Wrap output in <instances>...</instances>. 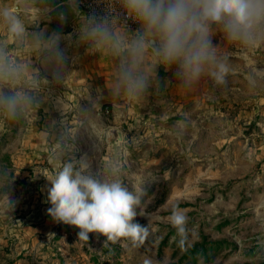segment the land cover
Masks as SVG:
<instances>
[{
    "label": "rangeland",
    "instance_id": "obj_1",
    "mask_svg": "<svg viewBox=\"0 0 264 264\" xmlns=\"http://www.w3.org/2000/svg\"><path fill=\"white\" fill-rule=\"evenodd\" d=\"M213 43L230 64L224 84L205 77L182 90L173 77L160 113L115 118L112 136L44 135L32 103L15 117L0 112V264H264V43L245 48L219 28ZM7 86L0 91L16 92ZM69 149L93 172L118 157L125 183L144 186L149 202L136 222L149 223L145 241L81 240L47 214L50 184L39 173ZM174 206L188 218L183 249Z\"/></svg>",
    "mask_w": 264,
    "mask_h": 264
},
{
    "label": "clouds",
    "instance_id": "obj_2",
    "mask_svg": "<svg viewBox=\"0 0 264 264\" xmlns=\"http://www.w3.org/2000/svg\"><path fill=\"white\" fill-rule=\"evenodd\" d=\"M67 3L72 13L81 15L79 0ZM108 4L110 13L113 4H118L122 12L87 17L80 27V41L115 60L110 91L117 98H144L161 67L173 71L182 90H191L205 77L217 85L224 84L230 64L228 57L215 48L214 28H219L228 41L245 48L264 43V0H108ZM0 15L10 33L24 35V24L12 10H0ZM60 16L63 18L64 13ZM129 20L138 25L135 30L129 28ZM61 39L57 32L40 37L54 77L60 75V66L67 60L59 46ZM6 57V49L0 47V61H5L0 63V80L19 71ZM33 100L22 91H0V112L15 117ZM49 163L50 171L39 174L50 184L47 214L55 222L78 228V239L85 241L89 233L103 235L105 243L127 240L133 246L148 238L149 223L145 226L136 222L137 215H146V191L144 186L130 188L125 183L124 166L118 157L96 172L85 157L76 159L70 149L53 154ZM14 206L15 201H8L10 210ZM187 220L182 209L172 208L169 222L180 237L182 249Z\"/></svg>",
    "mask_w": 264,
    "mask_h": 264
},
{
    "label": "crops",
    "instance_id": "obj_3",
    "mask_svg": "<svg viewBox=\"0 0 264 264\" xmlns=\"http://www.w3.org/2000/svg\"><path fill=\"white\" fill-rule=\"evenodd\" d=\"M5 8L22 21L25 33L23 36L10 33L7 22L0 15V47L6 49L7 55L16 54L19 69L10 78L0 80V85L9 84L11 89L34 98L32 104L36 110H29L42 115L44 135H61L67 131L83 137H108L119 132L115 118L131 119L160 113L167 101L164 91L168 87L163 88L172 86L168 80L175 78L172 70L166 71L169 75L165 77L161 72L164 68H159L157 80L141 100L117 98L110 91L115 60L107 52L90 49L80 41L82 21L77 25L79 34L73 35L71 26L75 23V14L68 8L67 0H0V10ZM53 32L62 36L59 46L67 57L58 77L53 75V65L48 62L40 40L41 36ZM108 109L112 111L111 117H106Z\"/></svg>",
    "mask_w": 264,
    "mask_h": 264
},
{
    "label": "built area",
    "instance_id": "obj_4",
    "mask_svg": "<svg viewBox=\"0 0 264 264\" xmlns=\"http://www.w3.org/2000/svg\"><path fill=\"white\" fill-rule=\"evenodd\" d=\"M113 12H109V4L108 0H79V12L81 15H75L74 24H72L71 28L73 29V35L79 34L78 30V22L82 21L84 24L86 22L87 17L91 16L92 14L96 15H106V14H116L121 13L122 9L119 8L118 4H113L112 6ZM129 28L135 30L138 25L133 21L129 20L128 22ZM117 30L121 27L119 21L116 22ZM11 60L13 65L17 68V58L15 53H10L7 55V60Z\"/></svg>",
    "mask_w": 264,
    "mask_h": 264
}]
</instances>
